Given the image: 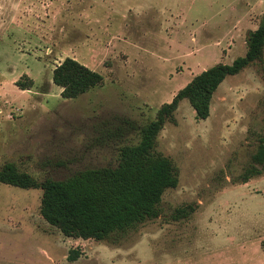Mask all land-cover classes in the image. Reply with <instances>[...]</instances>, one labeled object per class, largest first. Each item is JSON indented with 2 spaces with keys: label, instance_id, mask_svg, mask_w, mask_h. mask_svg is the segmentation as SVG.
Returning a JSON list of instances; mask_svg holds the SVG:
<instances>
[{
  "label": "rangeland",
  "instance_id": "374dc122",
  "mask_svg": "<svg viewBox=\"0 0 264 264\" xmlns=\"http://www.w3.org/2000/svg\"><path fill=\"white\" fill-rule=\"evenodd\" d=\"M262 16L264 0H0V165L61 179L115 164L135 132L100 144V123L154 119L193 76L244 55ZM65 57L102 83L63 98L52 72ZM174 118L155 145L178 174L158 218L115 242L69 238L40 215V189L0 183V264H264V171L239 178L264 131V50L219 85L207 119L186 99Z\"/></svg>",
  "mask_w": 264,
  "mask_h": 264
},
{
  "label": "trees",
  "instance_id": "16d2710c",
  "mask_svg": "<svg viewBox=\"0 0 264 264\" xmlns=\"http://www.w3.org/2000/svg\"><path fill=\"white\" fill-rule=\"evenodd\" d=\"M245 44V54L230 64L219 62L193 76L170 102L161 105L154 119L139 124L125 118L124 127L101 122L95 139L100 144L110 137H123L127 129L135 132V139L117 145L115 164L86 167L61 179H38L16 163L6 161L0 165V183L40 189V215L69 238L115 242L136 225L158 218L162 196L167 189L177 186L178 174L173 161L155 151L157 136L167 121L175 122L174 112L183 99L194 109L197 120L207 119L213 95L224 79L261 60L264 16L256 29L247 32ZM52 81L61 88L63 98H75L100 85L103 76L76 59L65 57L54 67ZM15 84L29 90L33 82L18 79ZM257 140L255 152L239 175L242 183L264 171V131ZM188 214L189 210L181 208L175 218ZM80 256L79 249H71L66 259L74 262Z\"/></svg>",
  "mask_w": 264,
  "mask_h": 264
}]
</instances>
